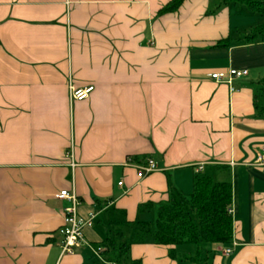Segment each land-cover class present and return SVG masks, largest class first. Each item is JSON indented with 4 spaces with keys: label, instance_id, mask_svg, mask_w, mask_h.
<instances>
[{
    "label": "crops",
    "instance_id": "0c3cea01",
    "mask_svg": "<svg viewBox=\"0 0 264 264\" xmlns=\"http://www.w3.org/2000/svg\"><path fill=\"white\" fill-rule=\"evenodd\" d=\"M171 1L0 0V264H110L96 246L113 221L149 222L172 192L190 197L197 175L232 186L233 242L206 248L208 263L264 264V42L237 43L258 18L219 0L158 16ZM230 69L248 75L207 77ZM72 88L93 91L77 102ZM149 162L157 171L139 179ZM63 190L81 221L94 217L72 254ZM179 247L171 259L149 240L131 258L193 264Z\"/></svg>",
    "mask_w": 264,
    "mask_h": 264
},
{
    "label": "trees",
    "instance_id": "16d2710c",
    "mask_svg": "<svg viewBox=\"0 0 264 264\" xmlns=\"http://www.w3.org/2000/svg\"><path fill=\"white\" fill-rule=\"evenodd\" d=\"M186 0H172L162 8L158 16L173 14L180 10ZM219 7H237L245 9L258 22L247 34L242 35L246 44L264 42V0H219ZM209 15V13H208ZM231 39L219 41L217 46L229 47ZM254 106L259 118H264V80L255 84ZM232 186L228 183H216L210 177L197 175L193 193L185 197L172 192L167 204L158 206L156 222L152 229L149 222H127L125 219L113 221L110 235L96 246L104 261L110 264H143L141 260L131 258V247L144 244L149 240L157 246L171 248L169 257L177 258L176 248L195 245L198 248L193 264L208 263L203 259L200 248L203 243L212 246L229 247L233 242ZM153 204L139 208V213L151 211ZM123 216V215H122ZM127 237H130L128 239Z\"/></svg>",
    "mask_w": 264,
    "mask_h": 264
},
{
    "label": "built area",
    "instance_id": "2783aa9c",
    "mask_svg": "<svg viewBox=\"0 0 264 264\" xmlns=\"http://www.w3.org/2000/svg\"><path fill=\"white\" fill-rule=\"evenodd\" d=\"M248 75L247 70L230 69L228 71L210 73L207 77L217 83H224L232 86L235 80L241 79ZM93 88H86L81 90H71V99L73 101L81 102L89 98ZM258 166L264 167V147H261L257 153ZM138 172L139 179H144L150 174L157 171V167L153 162H149L147 166H135ZM120 183L119 186H122ZM55 198L60 201H65L68 205L64 209V227L61 234L64 238L62 244L63 254H72L74 249L80 248L84 241L83 229L93 225L94 217L92 216L88 221H81L78 217V208L81 205L76 193L74 191L63 190L55 195ZM232 251L225 250V255L230 256Z\"/></svg>",
    "mask_w": 264,
    "mask_h": 264
},
{
    "label": "rangeland",
    "instance_id": "374dc122",
    "mask_svg": "<svg viewBox=\"0 0 264 264\" xmlns=\"http://www.w3.org/2000/svg\"><path fill=\"white\" fill-rule=\"evenodd\" d=\"M243 12H245V14H249L245 9H242ZM147 214H150V213H147ZM148 221L149 223L151 224L152 226V229L155 225V222H156V215H154L153 217H150L148 216ZM128 239H130V237H127ZM186 247H182L178 249V254L179 255H182L183 253L187 254L188 257H192V258H196V255H197V246L195 245H184ZM208 247H212V245H209V244H206V243H203L201 248H200V251L202 252V258H205V253L203 252L206 248ZM200 264H203V262L201 261Z\"/></svg>",
    "mask_w": 264,
    "mask_h": 264
}]
</instances>
